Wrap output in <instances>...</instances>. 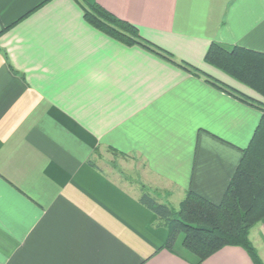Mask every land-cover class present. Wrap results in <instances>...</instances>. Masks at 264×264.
<instances>
[{
	"label": "crops",
	"instance_id": "obj_1",
	"mask_svg": "<svg viewBox=\"0 0 264 264\" xmlns=\"http://www.w3.org/2000/svg\"><path fill=\"white\" fill-rule=\"evenodd\" d=\"M213 43L264 53V0H0V264H255L168 246L140 201L220 203L254 136L264 97L206 62ZM250 240L264 264V219Z\"/></svg>",
	"mask_w": 264,
	"mask_h": 264
},
{
	"label": "trees",
	"instance_id": "obj_2",
	"mask_svg": "<svg viewBox=\"0 0 264 264\" xmlns=\"http://www.w3.org/2000/svg\"><path fill=\"white\" fill-rule=\"evenodd\" d=\"M85 12L97 28L127 43H139L172 60L171 55L142 40L136 27L116 18L100 5L87 4ZM205 60L264 97V53L213 43ZM180 66L191 71L186 64L180 63ZM261 108L260 123L249 146L243 150L240 164L220 203H212L190 191L179 208L173 209L149 194L142 195V204L168 229V246L181 242L183 250L201 261L225 246H239L255 264H262L250 240L251 230L264 219V107Z\"/></svg>",
	"mask_w": 264,
	"mask_h": 264
},
{
	"label": "rangeland",
	"instance_id": "obj_3",
	"mask_svg": "<svg viewBox=\"0 0 264 264\" xmlns=\"http://www.w3.org/2000/svg\"><path fill=\"white\" fill-rule=\"evenodd\" d=\"M180 206V205H179Z\"/></svg>",
	"mask_w": 264,
	"mask_h": 264
}]
</instances>
